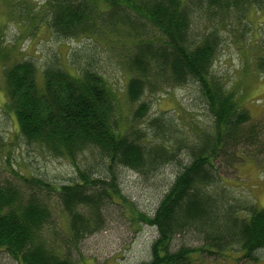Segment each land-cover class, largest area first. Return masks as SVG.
Wrapping results in <instances>:
<instances>
[{
    "label": "trees",
    "instance_id": "16d2710c",
    "mask_svg": "<svg viewBox=\"0 0 264 264\" xmlns=\"http://www.w3.org/2000/svg\"><path fill=\"white\" fill-rule=\"evenodd\" d=\"M45 12L46 26L57 34L93 37L109 29L127 45L125 98L137 104L122 128L115 90L90 68L89 58L84 66L74 65V72L52 62L41 67L31 58L10 64L3 60L2 110L13 114L25 143L69 159L76 177L57 187L19 173L14 175L20 183L0 177V251L15 264H77L70 248L47 233L51 193L67 218L71 244L102 226L105 197L125 199L117 185V164L146 176L173 163L177 172L153 214L131 209L136 223L157 230L150 258L138 264H193L205 257L210 263L218 258L231 264L258 262L256 253L264 248V207L227 201L225 190L209 187L219 174L215 161L226 158L228 146L255 139L253 128L243 126L250 119L244 103L212 72L224 39L221 32L227 29L233 41L242 39L245 31L255 29L253 14H264V0H46ZM257 65L262 69L245 71L264 72L260 54ZM164 81L199 86L212 122L198 141L182 135L172 117H152L146 130L135 124L150 108L141 96ZM182 148L185 162L179 155ZM90 149L107 170L100 173L104 178L93 177L76 161ZM96 184L102 185L95 190ZM188 235L196 244L172 247L174 238Z\"/></svg>",
    "mask_w": 264,
    "mask_h": 264
},
{
    "label": "rangeland",
    "instance_id": "374dc122",
    "mask_svg": "<svg viewBox=\"0 0 264 264\" xmlns=\"http://www.w3.org/2000/svg\"><path fill=\"white\" fill-rule=\"evenodd\" d=\"M45 5L46 0H0V177L20 183L14 175L19 173L26 179L41 177L57 187L75 180V168L69 159L42 153L37 147L25 143L13 114L2 110L5 100L1 77L3 60L10 64L17 58H31L41 67L52 62L74 72V65H83L89 58L92 61L90 68L102 73L115 90L122 128L129 125L127 116L137 103H128L125 98L128 46L119 42L114 34L107 33L109 29L93 37L77 33L57 34L46 26ZM253 15L256 17L255 29L245 31L238 41H233V35H229L227 29L222 30L224 39L213 60L212 72L235 93L238 101L244 103L250 119L243 126L253 128L255 139L252 143L229 145L226 158L223 159V155L216 159L219 174L209 189L214 192L225 190L229 195L227 201L230 198L264 207V72L245 71V68L261 70L257 56L264 57V26L260 24L264 22V14ZM140 100L150 102L147 113L135 122L140 129L146 130L148 121L160 115L164 119L172 117L178 131L189 135L192 140L198 141L200 133L211 130V114L194 81L185 84L164 81L153 91L147 89ZM172 131L165 132L170 134ZM186 153L183 148L179 151L183 162ZM97 156V151L90 149L76 161L89 169L93 177L104 178L100 173L107 170ZM115 167L117 185L125 199L116 195L105 197L100 209L102 226L81 236L75 243L69 244L67 218L54 192L50 195L52 215L51 226H46L47 233L52 241L70 248L71 260L77 264H138L150 258V246L157 230L154 226L136 223L131 209L152 215L173 181L177 167L173 163L162 164L147 177L121 164ZM100 185L96 184L94 189H99ZM192 238L189 235L176 237L172 247L196 244L192 243ZM256 255L259 260L254 264H264V248ZM204 259V262L199 259L193 264H231V260L224 263L218 258L210 263V257ZM0 264L15 262L6 252L0 251Z\"/></svg>",
    "mask_w": 264,
    "mask_h": 264
},
{
    "label": "bare ground",
    "instance_id": "6f19581e",
    "mask_svg": "<svg viewBox=\"0 0 264 264\" xmlns=\"http://www.w3.org/2000/svg\"><path fill=\"white\" fill-rule=\"evenodd\" d=\"M261 28V27H260ZM244 29V28H243ZM149 89V88H148ZM160 117V116H159ZM198 123V122H197ZM75 179V178H74ZM39 197V196H38ZM47 206V205H46ZM71 209V208H70ZM59 212V211H58ZM82 216V215H81ZM243 220V219H242Z\"/></svg>",
    "mask_w": 264,
    "mask_h": 264
}]
</instances>
